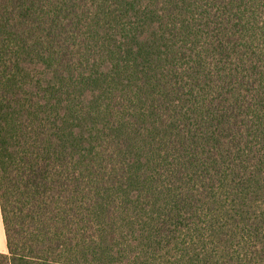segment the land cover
<instances>
[{
    "label": "trees",
    "instance_id": "trees-1",
    "mask_svg": "<svg viewBox=\"0 0 264 264\" xmlns=\"http://www.w3.org/2000/svg\"><path fill=\"white\" fill-rule=\"evenodd\" d=\"M0 264H264V0H0Z\"/></svg>",
    "mask_w": 264,
    "mask_h": 264
},
{
    "label": "crops",
    "instance_id": "crops-1",
    "mask_svg": "<svg viewBox=\"0 0 264 264\" xmlns=\"http://www.w3.org/2000/svg\"><path fill=\"white\" fill-rule=\"evenodd\" d=\"M6 252H7L6 237H5V232H4V227L0 212V253H6Z\"/></svg>",
    "mask_w": 264,
    "mask_h": 264
}]
</instances>
